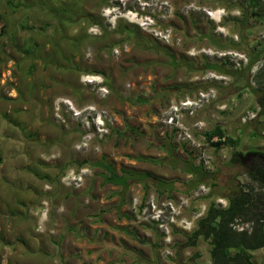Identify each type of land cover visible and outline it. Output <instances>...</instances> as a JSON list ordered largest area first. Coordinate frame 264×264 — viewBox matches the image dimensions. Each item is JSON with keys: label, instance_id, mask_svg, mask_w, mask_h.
I'll use <instances>...</instances> for the list:
<instances>
[{"label": "crops", "instance_id": "0c3cea01", "mask_svg": "<svg viewBox=\"0 0 264 264\" xmlns=\"http://www.w3.org/2000/svg\"><path fill=\"white\" fill-rule=\"evenodd\" d=\"M156 1L169 3L173 13L160 25L173 27L180 43L164 44L122 18H116L114 26L103 27L101 35L90 33V29L101 22L91 24L88 20L80 24L81 31L77 34L75 31L72 34L67 19L66 25H56L49 32L47 25L36 28L35 34L42 38H67L62 43H68L70 38L79 41L77 56L70 67L74 69L72 73H76V86L71 91L69 86L63 98L77 110L108 111L115 124L110 135L92 143L91 147L100 148L99 154L88 151L80 156L78 165L93 173L82 189L52 183L48 194L54 200H65L66 211L54 212L45 231L31 228L27 217L20 212L0 216L2 221L9 219L17 225L13 231L5 224L0 228V264H212L210 247L203 239H199L195 247L185 248L181 259L177 253L187 237L198 229V220L205 215L208 201L190 200L184 218L191 223V228L174 229L169 246L175 253L173 257L164 256L167 245L157 226L137 220L133 213L135 202H145L151 196L159 201H180L189 198L199 184L212 185L214 197L224 201L237 185H244L246 192L247 186L258 189L247 173L253 171L251 161L243 162L241 154L238 157L243 167L235 168L229 165L226 155L223 156L225 160L217 161L221 156L219 152H224L220 149L211 157L212 165L207 169L197 150L202 146L196 139L197 133L207 132L204 125L212 126L208 131L217 125L225 131L223 122L235 121L241 104L217 100L194 117L187 116L185 123L193 135L192 141L180 140L178 129L161 122L163 112L171 103L197 91L215 88L219 96L226 94L227 86L209 82L205 76H226L230 72L225 59L211 57L215 53L246 49L241 34L251 26L245 25V12L235 0ZM94 2L96 5L101 2L100 6L104 7L110 0ZM252 27L255 29V24ZM42 42L37 41L35 45ZM84 45L87 46L82 49ZM124 45L128 51L118 60L114 59L112 50ZM87 47L94 52L91 60L85 57ZM35 56L34 64H41V56ZM61 62L65 64L64 60ZM87 75L101 76L110 94L103 98L87 88L81 81V77ZM241 75L235 74L236 78ZM47 107L37 117V133L45 127L42 124L48 123L46 127L53 128L49 122L55 113L52 107L50 110ZM228 108L235 111L225 112ZM240 128L245 131L242 123L237 127L238 132ZM32 129L34 131V127ZM80 135L78 127L60 135L64 152H73L72 146ZM203 138L205 140L204 135ZM216 138L219 137H214L212 142H217ZM0 141L13 142V138H3L0 134ZM251 141L254 147L247 153L264 155V142L254 135ZM256 158L264 167V160L259 156L254 160ZM29 159L31 165V155ZM73 162L68 159L60 163L66 168ZM240 169L246 173H240ZM207 170L213 172V178ZM52 171L60 173L56 169ZM198 215L201 217L197 218ZM11 234L13 240L9 239ZM251 255L253 264H264V249Z\"/></svg>", "mask_w": 264, "mask_h": 264}, {"label": "rangeland", "instance_id": "374dc122", "mask_svg": "<svg viewBox=\"0 0 264 264\" xmlns=\"http://www.w3.org/2000/svg\"><path fill=\"white\" fill-rule=\"evenodd\" d=\"M235 2L240 5L243 13L245 12V25L251 26L249 30L247 27L242 30L241 34L246 49L215 53L211 57L225 59L229 67L230 73L225 75L231 81L224 89L226 94L219 96L217 92L215 101L224 100L241 104V109L235 115V121L229 124L223 122L227 134L240 139V144L234 147L223 146L220 148L224 149L222 153L220 149L206 144L203 138L204 133L198 132L196 139L202 143L201 147H197L201 161L204 162L202 156L205 154L210 158L211 165L213 159L211 157L217 155V151L221 153L217 161L225 160L223 157L225 155L231 159L236 153L238 156L247 153L249 148L254 147L249 143L252 142L254 131L258 133L259 136L256 137L261 140L260 142H264V110L259 105L258 97L253 91V89H260L264 85V0L255 9V14L244 0H235ZM100 4L96 5L94 0H0V19L5 23V32L0 37V134L3 138L5 136L13 138V142L0 141V216L20 212L27 217L26 222L31 228L45 231L48 219L54 212L63 213L66 211L63 204L65 200H54L48 194L52 189V183H59L67 187L63 183V178L72 172L79 173L82 170H87L84 183L79 188L82 189L86 185L87 179L93 174L87 167L78 165L80 156H83L84 152L90 151L96 155L100 153L99 147H91L94 140L97 139L91 140L87 147H81L87 133L96 131V125L91 124L92 122L90 129H87L84 124V119L89 116L88 112L91 111L83 112L80 109L78 111L81 112V115L76 116L77 110H71L69 106L71 102L63 98L66 91L69 90V86L70 91L76 86V76H74L76 73H72L74 69L70 67L75 60L74 57L77 56L80 47L79 41L70 38L68 43H62L67 38L50 40L37 36L35 31L36 28H44L47 25L49 28L46 29L49 32L56 25L63 27L67 20L70 23L72 34H74L73 31L76 32L75 34L79 33V30L81 31L80 24L86 20L92 21L91 24L101 22V25H96L109 27L113 15L120 14L126 9H133L136 2L130 0L126 7L120 0H110V3H106L104 7H101ZM113 7H118L119 11H113ZM106 9L109 12L107 17L103 15V11ZM254 24L255 29L252 27ZM23 26L27 28L24 29ZM29 27H34L35 30H30ZM236 29L238 28L236 27ZM40 40L43 42L35 45ZM85 46L87 45H84L82 49ZM27 49H32L33 52L26 54L25 50ZM35 54L41 56L43 66L34 64ZM223 54L229 55L223 56ZM240 55H245L249 59V64L247 67L242 66L235 70L232 66ZM61 60H64L65 64ZM251 62H253L252 67L248 69ZM32 64L35 69L31 72ZM237 72L242 73L241 77L236 78ZM211 76L206 74L205 77L211 78ZM85 86L95 93L92 86ZM44 107H47L48 110L52 107L51 110L55 113L49 122L53 128L46 127L49 125L48 123L42 124V127L45 126L46 129L43 128L40 132L44 130L45 132L37 133L35 132L37 117L41 116L40 113L43 112ZM74 109L77 108L74 106ZM234 111L229 108L225 110V112L231 113ZM251 114H256V118L246 122L242 121L244 117ZM90 116L89 120L95 118L96 113L91 112ZM70 117L71 119H69ZM240 123L244 125V132L242 128L239 132L237 130ZM77 127L81 135L72 146L73 152H64V147L61 148L62 145H60L62 142L60 135H66ZM211 127L204 125L203 128L206 132ZM186 133H189L191 138L186 137ZM179 139L194 140L189 130L181 131ZM30 155L31 165H29ZM68 159L71 162L73 160V164L62 168L63 163L60 162ZM253 160L251 159V162ZM213 162L215 163V161ZM52 169L59 170L60 173L53 172ZM239 171L246 173V170L243 169ZM40 189L44 191L40 192ZM137 202L141 204L139 201ZM9 221L11 220L8 219L4 222L0 219V228L5 224L10 231L16 229L17 225L13 221ZM9 239L13 240L12 234ZM167 248L169 247L166 246L163 252L164 256H175L174 252H172V256L168 255ZM181 258L179 256V259Z\"/></svg>", "mask_w": 264, "mask_h": 264}, {"label": "built area", "instance_id": "2783aa9c", "mask_svg": "<svg viewBox=\"0 0 264 264\" xmlns=\"http://www.w3.org/2000/svg\"><path fill=\"white\" fill-rule=\"evenodd\" d=\"M122 5L126 7L127 2L130 0H120ZM136 2L133 9H126L120 14L112 16L110 22V27L115 25L116 18H122L139 28L144 33L152 36L154 39L163 42L164 44L180 43V39L176 37L175 30L171 26L160 25V22L168 19L173 11L168 2H158L156 0H134ZM113 11L119 8L113 7ZM211 16L212 12H208ZM103 15L107 17L109 15L108 9L103 11ZM103 28L100 26H93L90 29L92 35H101ZM128 51L126 45L121 47H116L112 50V56L114 59L118 60L121 54ZM190 55L194 56V52H189ZM229 54H223V56ZM85 57L89 60L93 59L94 52L90 47L85 50ZM249 64V59L245 55H240L237 60H235L234 66L235 70L240 69L242 66L247 67ZM211 78H208L209 82H214L223 86H228L230 79L226 76L211 74ZM82 82L85 85L92 86V89L98 93L101 97L105 98L110 94V90L105 86L104 79L101 76H82ZM217 90L215 88H209L208 90H200L195 94L187 96L177 102H173L169 105L167 110L163 112L161 122L164 125L173 127L181 131L188 130L185 126V118L187 116L194 117L197 112L209 106L213 101L216 100ZM70 103V102H69ZM70 109L74 110L72 103L69 104ZM83 112L91 111L96 113L95 118H91V112L89 116L84 119V124H86L87 129H90V123L96 125L95 132H89L84 137L85 142L81 147H87L88 143L93 140H103L107 135L111 133V129L115 124L113 117L106 110H97L95 108H86L82 110ZM76 116H80L81 112L76 111ZM256 118V114H251L250 116L244 117L243 122L248 120H253ZM186 137L191 138L189 133L185 134ZM181 137V135H180ZM216 138L215 141H218ZM98 147V146H97ZM203 164L207 169H210V158L206 157L205 154L202 156ZM87 175V170H82L79 173L72 172L67 177L63 178V183L67 187H72L79 189ZM211 192V187L207 185H200L189 198L182 199L180 201L165 200L159 201L156 197H149L144 203L139 204L135 202L133 207V213L136 215L137 220L145 223L155 224L160 230L164 237L165 244L169 247L172 244V235L176 227L183 230H189L191 228V223L184 218L186 209L190 204V200H197ZM217 203L226 206V201L222 199H217ZM205 210V209H204ZM206 211V210H205ZM201 217L198 215L197 218ZM173 251L167 248V254L173 255Z\"/></svg>", "mask_w": 264, "mask_h": 264}, {"label": "trees", "instance_id": "16d2710c", "mask_svg": "<svg viewBox=\"0 0 264 264\" xmlns=\"http://www.w3.org/2000/svg\"><path fill=\"white\" fill-rule=\"evenodd\" d=\"M244 1L255 14V9L260 6L262 0ZM23 28L27 27L23 26ZM28 29L35 28L29 27ZM4 30L5 23L0 19V37L3 36ZM32 52V49L25 50L26 54ZM252 63L248 69H251ZM30 69L32 72L33 66ZM253 91L258 97L259 105L264 110V85ZM253 135L259 136L256 131ZM204 137L205 141L215 149L223 146L234 147L240 143V139L228 136L220 125L207 131ZM214 137H219V140L212 142ZM229 165L235 168L243 167L237 153L230 159ZM252 169L253 171L247 170V173L250 181L255 183L258 189L251 185L247 186L246 192L244 185H237L235 190L228 194L225 207L217 203L214 189L209 184L211 192L200 198L208 201L206 213L198 220V229L187 237V242L177 251L178 257L185 248L195 247L198 240L203 239L210 247L209 254L212 264H253L251 253L264 249V167L258 161ZM206 172L213 178V172L208 170Z\"/></svg>", "mask_w": 264, "mask_h": 264}, {"label": "water", "instance_id": "95a60500", "mask_svg": "<svg viewBox=\"0 0 264 264\" xmlns=\"http://www.w3.org/2000/svg\"><path fill=\"white\" fill-rule=\"evenodd\" d=\"M256 156H259L262 160H264V155H259L255 152H249L246 155H240V159L244 162H249L251 159H254Z\"/></svg>", "mask_w": 264, "mask_h": 264}, {"label": "flooded vegetation", "instance_id": "af4514ba", "mask_svg": "<svg viewBox=\"0 0 264 264\" xmlns=\"http://www.w3.org/2000/svg\"><path fill=\"white\" fill-rule=\"evenodd\" d=\"M259 161V159L258 158H256L255 160H253L252 162H251V166H254L255 164H256V162H258ZM253 168V167H252Z\"/></svg>", "mask_w": 264, "mask_h": 264}, {"label": "clouds", "instance_id": "9594fccd", "mask_svg": "<svg viewBox=\"0 0 264 264\" xmlns=\"http://www.w3.org/2000/svg\"><path fill=\"white\" fill-rule=\"evenodd\" d=\"M114 16V15H113ZM95 26H98V25H95ZM100 27H102V26H100ZM110 27V26H109ZM103 28V27H102ZM82 81V80H81Z\"/></svg>", "mask_w": 264, "mask_h": 264}, {"label": "bare ground", "instance_id": "6f19581e", "mask_svg": "<svg viewBox=\"0 0 264 264\" xmlns=\"http://www.w3.org/2000/svg\"><path fill=\"white\" fill-rule=\"evenodd\" d=\"M74 106V105H73ZM75 110H77V109H75ZM175 254V253H174Z\"/></svg>", "mask_w": 264, "mask_h": 264}]
</instances>
